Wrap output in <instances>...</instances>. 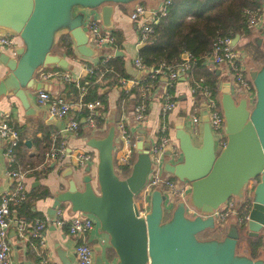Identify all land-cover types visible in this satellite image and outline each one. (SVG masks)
<instances>
[{
	"label": "water",
	"instance_id": "95a60500",
	"mask_svg": "<svg viewBox=\"0 0 264 264\" xmlns=\"http://www.w3.org/2000/svg\"><path fill=\"white\" fill-rule=\"evenodd\" d=\"M133 1L137 0H0V29L17 35L21 41L14 47L13 56L0 55L6 68L0 76V97L14 96L25 114H34L25 89L49 87L48 82L34 79V71L52 65L66 69L70 66L61 53L52 51L56 34L68 33L80 57H94L99 50L87 43L82 25L84 10H95L101 25L111 28L113 4ZM238 39L239 35L234 34L232 44ZM254 40L264 49L261 36ZM143 44L139 42L136 48ZM121 54L114 50V55ZM246 70L253 88L252 100L244 95L234 96L227 79L219 84L223 145H218L210 129L205 108L200 111V130H193L188 119L184 121V113L173 124V137L180 153L174 160L164 158L162 170L188 183L184 198L167 206L164 194L154 188L148 196V209L138 213L139 203L134 194L150 168L149 142L138 135L130 170L119 176L112 161L115 127L109 119L104 133L90 134L82 141L95 150L96 160L93 167L85 164L81 168V187L69 164L62 172L67 185L53 194L47 216L52 218L60 203H67L71 211L93 216L105 236V246L114 252L112 264H264V256L252 258L245 248L236 252L239 231L235 223H229L220 238L197 237L198 232L216 227L211 214L215 208L229 197L240 199L247 183L257 178L251 189L245 229L252 236L263 232L264 246V60ZM215 73L219 74V70ZM140 74L138 71L136 78ZM143 131L142 127L137 129L138 134ZM195 139L199 142L195 143ZM23 142L30 147V139ZM54 163L55 159L49 167ZM91 247L93 264H105L97 239L91 240ZM55 253L60 264H72L62 248L56 247Z\"/></svg>",
	"mask_w": 264,
	"mask_h": 264
},
{
	"label": "built area",
	"instance_id": "2783aa9c",
	"mask_svg": "<svg viewBox=\"0 0 264 264\" xmlns=\"http://www.w3.org/2000/svg\"><path fill=\"white\" fill-rule=\"evenodd\" d=\"M170 0H162L154 10H146L142 5L135 4L133 7V17H141L140 23H137V39L139 42L143 41L148 34L152 31V23L166 12L167 5ZM147 12V15H145ZM245 14V21L247 26L250 27H264V2L257 7H246L243 9ZM84 30L87 33V43L94 49H98V53L101 61L108 60L116 49L114 43V37L110 31L103 27L100 23V19L90 17L84 24ZM11 42V34L7 32L0 33V47L6 46ZM234 44H232V37L230 36H218L211 45L209 55L206 60H209L212 66L219 69V72L226 71L225 78L229 81L230 91L234 96L244 95L247 99L252 100L253 88L251 81L247 75L246 67L240 62V54L238 50H235ZM105 49V51H103ZM135 68L141 73L145 82L143 88L140 90V96L151 95V89L153 86V78L156 74L165 73L167 78V86L161 95V112L165 114L172 109L175 105V100L172 97V93L168 90V87L172 84L178 74H184V70L189 67L188 54L185 53L184 60L178 63L176 66L159 61L155 67L146 65L139 56L133 57L132 60ZM93 69H97L100 78L102 73L107 68H101L96 64H88L84 66L85 72H92ZM34 79L38 81H63L73 82L78 88V95L74 101L75 110H80L81 107L86 108V115L83 116L85 124L88 130L91 132L104 133L106 125L96 124V115L99 112L98 107L101 106L99 99L86 100L82 99V95L86 90L88 81L84 80L82 83L79 80H74L66 68H51V67H39L33 73ZM120 87L125 91H128L132 84L137 82V79H128L126 77L117 76ZM199 95L202 98L206 109L208 123L212 133L214 134L219 146L224 144V131H223V117L220 109L217 108L214 98H212L207 85L204 83L197 84ZM193 92V88L191 87ZM236 94V95H235ZM36 101L41 104H45L47 112L53 117L65 116L71 108L72 103L68 102L63 96L57 93L50 92L47 89L36 90ZM146 103L143 101L136 102L131 106L130 115L134 122L133 132H130L128 127L126 128L123 121H120L117 125L118 132L121 139V145L119 152L113 157L114 171L118 174L119 167L130 166L132 163L131 155L135 152L136 138H131L130 133L137 135V129L142 127L146 120ZM77 116L69 118L66 122L65 129L76 133L78 129ZM200 121L199 115H192L190 117V123L194 124ZM0 139L3 141L2 154L5 162L10 165L6 170V174L11 177L12 187L3 191L0 194V264H10V243L8 237V229L15 227L18 231L27 229L31 238L37 240L39 247L42 249L44 246L42 230L45 228L48 221H51L58 226H66V233L71 235L74 240L73 253L76 264H93V249L90 241L87 239V232L92 228L96 222L94 217L90 214L83 213L81 211H70L67 216L63 215L64 207L56 206L55 213L52 218H26L24 215L17 212V208L26 197V188L24 186L25 172L14 168L11 165L14 162V146L18 140L17 129L7 120L6 114L4 118L0 120ZM149 159L150 168L146 174L145 180L139 189V207L138 213L143 214L148 209V196L152 189L158 188L161 192L160 185L164 188L162 192L165 196V203L167 206L173 205L178 199L184 198L187 190L188 183L179 181L177 179L167 176L170 173L162 170V160L169 158L171 160L176 159L180 150L176 139L170 134L169 129L165 122H161L157 127V135L152 141H149ZM64 144L56 142L54 136L51 138L48 149L44 152V156L41 164H45L48 159H56L61 155H64ZM73 157L77 165L84 166L85 164L95 163V150L94 149H77L73 153ZM166 173V176L160 177L159 173ZM121 176L120 174H118ZM172 176V175H171ZM252 183H247L243 194L240 199L236 197H229L217 208L212 211V216L215 221V226L219 227V221H225L227 225L233 223L246 224L248 219V211L251 205V190ZM234 199L237 204L234 205ZM235 207L239 208L237 212ZM188 213L191 212L186 208ZM38 264H49L46 255L40 257Z\"/></svg>",
	"mask_w": 264,
	"mask_h": 264
},
{
	"label": "crops",
	"instance_id": "0c3cea01",
	"mask_svg": "<svg viewBox=\"0 0 264 264\" xmlns=\"http://www.w3.org/2000/svg\"><path fill=\"white\" fill-rule=\"evenodd\" d=\"M162 0H137L125 4H113V10L111 15V21L113 25L111 28H107L109 31L111 29H117L121 33V42L120 47L116 46L115 50L121 51V55L123 57V66L126 73H128V79H137L136 75L138 70L135 68L132 60L133 57L138 56L136 45L139 43L137 39V23L135 18L133 17V7L135 4L142 5L146 10H154L157 5ZM90 17H95L99 19L98 13H96L93 9H85L84 16L82 20V25L84 28V24L87 19ZM5 32L0 29V33ZM251 37L254 38L256 36H261L264 39V35L258 32H252ZM57 35V34H56ZM240 39V38H239ZM21 44V41L17 35H11V42L6 45L0 47V55H9L13 56V49L15 46ZM116 45V44H115ZM261 47V46H260ZM263 48V47H262ZM105 51V49H103ZM264 51V49H263ZM100 52V51H99ZM63 55V54H62ZM114 55V52H113ZM244 57V52L242 53ZM64 56V55H63ZM70 66L67 68L70 75L74 80H79L86 72L84 70V66L88 64H96L99 54L96 53L94 57L86 58L80 57L79 55H75V57L70 58L64 56ZM207 65H211L209 60H205ZM244 66L246 69L250 66H255L248 61L247 57L244 58ZM50 67V66H49ZM219 70V69H218ZM6 71L5 66L0 61V76L3 75ZM220 82L224 80V77H220V72L218 74ZM140 78V77H139ZM38 81L37 79H35ZM44 82V81H42ZM47 82V81H45ZM98 84V89L101 93L105 94L106 103L101 104L103 107L102 117L104 120V124L107 125L109 119H112L114 127H115V135H114V143L112 147V159L119 152V147L121 145V139L118 132V123L120 121H125L127 123V127L130 132L132 128H134V122L132 121L130 115L131 106L128 103L121 102L119 100V87L115 85L114 82L111 81L110 78H98L94 81ZM219 82V84H220ZM49 87L47 90L53 93L60 94L63 96L68 102L72 103L70 110L63 117H53L50 118V115L47 112V108L45 104L38 103L36 101V90L37 89H25V94L29 104L36 111L34 114H25L22 107L20 106L18 100L12 95H6L0 97V120L4 118L6 114L7 120L15 127L16 123L21 127L23 133L27 134L31 132V129H34L39 123L43 126L50 127V140L52 136L55 137L57 133L61 137V142L64 144L65 152L64 155L59 156L55 159V163L52 167H49V164L53 159H48L45 164H39L37 166V170L39 171L43 168L44 165L47 166V170L45 172H40L38 174H31L30 172L25 173L24 186L26 188V193L30 192L32 188L35 186H43L48 191V195L43 198H38L34 201L32 205V209L37 211L39 214L47 218L46 209L51 205L53 194L62 190L66 187L67 181L66 176H62V172L65 171L66 166L69 164L72 165L73 172L77 177V184L81 187V183L79 181V176L82 173L81 168L83 166L77 165L74 160L73 153L77 149H90V147L85 146L82 141L90 134L101 135V132H91L87 129L85 124V119L83 117L80 118V122H83L78 127L82 130V135L78 136L76 133L70 132L65 129L66 122L69 118L73 116H77V111L75 110L74 101L69 98V94L64 91V82L63 81H49ZM167 86V78L165 73H160V78L157 82H153V86L151 89L150 100L148 102L146 120L143 124L142 128L144 129L143 133L137 134L135 138L137 139L138 135L142 137L144 141H152L157 135V127L161 122H165L167 125L170 134L173 136V124L175 120L179 117V115H185V120L190 121V117L192 115H200V111L203 109L201 107L202 98L199 93H193L191 91L190 83L188 81V77L184 74H178L174 79L170 86V92L172 93V97L175 100V105L172 109L167 111L165 114L161 112V95ZM123 89V88H122ZM219 97V92H218ZM100 106V107H101ZM100 111V110H99ZM16 128V127H15ZM201 123L196 122L192 124L193 130H200ZM40 132H36L38 136ZM198 139H195V143H198ZM2 146L3 141L0 139V194L12 187V178L6 174V170L10 167L5 162V159L2 154ZM29 154H33L35 151L34 145H32V141L30 147L25 145ZM92 167L94 164H92ZM30 173V176L27 174ZM75 177V179H76ZM36 181V182H35ZM64 212L63 215L67 216L71 211L68 207L67 203H63ZM168 215V213H167ZM220 227V226H219ZM219 227L215 228H206L197 233V237L199 238H208V237H218L220 238L224 231V229H220ZM44 246V253L49 261V263L60 264L56 253L55 248L60 247L64 250L65 255L71 260L72 264H76L73 246L75 243L74 238L66 233V230L63 226H58L48 221L45 228L42 230ZM87 239L90 241L92 239H97V241L101 244L102 250L101 255L105 261V264H112L115 260V256L111 259H108L105 255V236L98 229L97 223L95 222L92 228L87 232ZM8 237L10 243V255H9V263L10 264H38L35 260L34 253V244L32 242V238L30 237L28 230L23 229L18 231L15 227H10L8 229Z\"/></svg>",
	"mask_w": 264,
	"mask_h": 264
},
{
	"label": "trees",
	"instance_id": "16d2710c",
	"mask_svg": "<svg viewBox=\"0 0 264 264\" xmlns=\"http://www.w3.org/2000/svg\"><path fill=\"white\" fill-rule=\"evenodd\" d=\"M263 2L264 0H170L165 14L159 16L152 23V31L143 40L144 44L137 49V54L146 65L155 67L159 61L176 66L184 60L182 53H187L189 67L184 70V75L188 77L190 87L193 88V93L198 92L197 84L204 83L207 85L212 98H214L217 108L220 109L218 97L220 80L218 74L215 73L217 68L205 63L212 42L218 36L227 35L233 37L234 34H238L240 38L251 35L252 32L246 24L243 9L246 7H257ZM110 33L114 37V43L119 48L121 42L120 31L111 29ZM262 34L264 35V31ZM72 44L70 35L62 32L55 36L52 47L54 51L73 58L76 53ZM243 46L244 54L250 63L256 64L258 61L263 60L264 51L255 42L252 40L245 41ZM97 65L101 68H107L100 78H110L119 87V103L125 102L129 106H132L136 102L143 101L146 103L147 111L150 97L140 96V90L143 88L145 82L142 77L135 84H132L128 91L120 87L117 76L129 77L128 73L124 70L122 56L112 55L104 62L98 57ZM50 67L61 68L56 65ZM98 76L99 72L97 69H93L92 72H86L79 79L80 83L84 80L88 81L86 90L82 95L84 101L99 99L101 104L106 103L105 94L99 91L98 84L94 82ZM159 78L160 74H156L153 82H157ZM63 89L69 94V98L73 101L76 100L78 88L73 82H64ZM170 89L168 87L169 91ZM103 110L102 106L98 107L99 112L96 115L97 125H101L104 122L102 117ZM86 112L85 107H81L77 111L76 118L79 126L83 123L80 122V118L85 116ZM123 124L127 128L125 121H123ZM15 127L18 132V140L13 149L14 162L11 168L24 171L25 173L30 172L31 174H38L41 169H43L41 172H45L47 170L46 165L39 171L37 170V166L42 163L44 152L50 145L51 128L39 123L34 129H31L30 133L25 134L17 123ZM36 132H40V134L37 136ZM82 134L81 128L78 127L76 135L81 136ZM54 138L56 142L61 141V137L57 133ZM132 138H135V136ZM24 139H30L32 141V145L35 148L33 154L28 153L23 142ZM128 168L129 166L126 169ZM47 195L48 191L45 187L35 186L30 192L26 193V197L17 208V212L29 219H44V216L32 209V205L36 199L43 198ZM63 205V203H60V206ZM63 227L66 230V226L63 225ZM32 242L34 244L35 260L38 262L40 257L44 256L45 253L39 247L36 239L32 238ZM104 248V255L108 259L114 257V252L111 247L105 246ZM246 250L250 257H258L263 250L262 236L260 234L257 236H249L246 241Z\"/></svg>",
	"mask_w": 264,
	"mask_h": 264
},
{
	"label": "rangeland",
	"instance_id": "374dc122",
	"mask_svg": "<svg viewBox=\"0 0 264 264\" xmlns=\"http://www.w3.org/2000/svg\"><path fill=\"white\" fill-rule=\"evenodd\" d=\"M141 20H142V18L141 17H136L135 18V21L137 22V23H140L141 22ZM250 30H251V32H258V33H262L263 31H264V27L262 28H258V27H255V28H253V27H250ZM57 34H59V33H57ZM253 34H251V35H248V36H246V37H240V39H238V41H236V43H234V49L235 50H238L239 51V54H240V62L244 65V58H246V57H244L243 55H242V53L244 52V46H243V44L245 43V41H251L252 40V36ZM253 41V40H252ZM53 46V45H52ZM260 49H262L263 50V48H262V46L260 47ZM52 51L53 52H56V51H54V49H53V47H52ZM263 60H264V57H263ZM263 60H260V61H258L256 64H255V66H258ZM225 73H226V71H222V72H220V77L222 78V77H224L225 78ZM236 95V94H235ZM237 96V95H236ZM130 136H131V138L134 136L132 133H130ZM134 156H135V152L131 155V159H132V161H133V159H134ZM128 166H121V167H119V172H118V174H120V175H124V174H127L128 173V171H129V169H130V166H129V168L128 169H126ZM124 169H126V170H124ZM159 176L162 178V177H164V176H166V173H162V172H160L159 173ZM167 176H169V177H171V178H174V176H171V175H167ZM174 179H176V178H174ZM160 185V188H161V190H162V192L164 191V188H163V186L161 185V184H159ZM253 186V185H252ZM251 191V190H250ZM139 196H140V194H139V191L137 192V193H135L134 194V200H136V201H138V198H139ZM234 205H236L237 204V201H236V199H234ZM138 203H139V201H138ZM235 209H236V211L237 212H239L240 211V209L239 208H237V207H235ZM167 216V213L165 214V217ZM239 225H241L240 223H238ZM218 225L220 226L219 228L220 229H224L226 226H227V223L225 222V221H219V223H218ZM263 231V230H262ZM263 233V232H262ZM262 233H261V236H262ZM247 236L245 235V233L244 232H241V234H240V237H239V239H238V242H237V245H236V247H235V250H236V252L237 253H240V252H242V250L246 247V241H247ZM246 253H247V251H246ZM259 256H264V246H263V250L261 251V253H260V255Z\"/></svg>",
	"mask_w": 264,
	"mask_h": 264
},
{
	"label": "flooded vegetation",
	"instance_id": "af4514ba",
	"mask_svg": "<svg viewBox=\"0 0 264 264\" xmlns=\"http://www.w3.org/2000/svg\"><path fill=\"white\" fill-rule=\"evenodd\" d=\"M252 40H253V42H256L255 40H254V38H252ZM256 180H257V178H254V179H252V180H250V183H252V185H254V183L256 182ZM253 187V186H252ZM233 223V222H232ZM236 224V226H237V228H238V231H239V235H238V238H237V242H238V239H239V237H240V234H241V232H244L245 233V235L247 236V237H249V236H252V235H248L247 234V230L245 229V227H246V224H243V223H240L241 225H239L238 223H235ZM228 226V225H227ZM226 226V227H227ZM261 235V232H259L258 233V235ZM257 236V235H256ZM237 242H236V245H237ZM245 249H246V247H245ZM247 251V250H246Z\"/></svg>",
	"mask_w": 264,
	"mask_h": 264
}]
</instances>
